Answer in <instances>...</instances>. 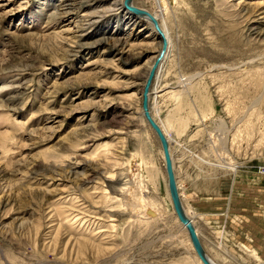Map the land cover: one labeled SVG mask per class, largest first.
I'll return each instance as SVG.
<instances>
[{"label": "rangeland", "instance_id": "374dc122", "mask_svg": "<svg viewBox=\"0 0 264 264\" xmlns=\"http://www.w3.org/2000/svg\"><path fill=\"white\" fill-rule=\"evenodd\" d=\"M168 2L134 0L171 38L150 109L179 190L216 263L264 264V0ZM152 30L123 0H0V264H199L142 117Z\"/></svg>", "mask_w": 264, "mask_h": 264}, {"label": "water", "instance_id": "95a60500", "mask_svg": "<svg viewBox=\"0 0 264 264\" xmlns=\"http://www.w3.org/2000/svg\"><path fill=\"white\" fill-rule=\"evenodd\" d=\"M133 0H124V5L125 7L132 12L133 15L136 17H149L151 21L153 22L157 32L159 35L163 37V48L161 52L159 53L157 59L155 60V63L153 64V67L151 68L145 84L143 86V91H142V108H143V115L146 119V121L149 123V125L152 127V129L155 131L161 147L163 149L164 153V159H165V169L167 173V178H168V188H169V193L171 196L172 200V205L175 210V213L179 219V221L185 226V228L188 231L189 238L191 240V243L195 249L196 254L200 258L203 264H215L207 255V251L201 241V238L199 237L196 227L191 220V218L188 216L183 201L181 199L180 193H179V188L177 184V178H176V173L174 169V164H173V158L172 154L170 151V144L169 140L164 133L163 129L159 125V123L156 121V119L153 117L151 110H150V89L153 84V80L156 74V70L159 67V64L161 63V60L167 50V41L164 37V34L161 30V27L159 25L158 20L155 18V16L138 6H135L132 4Z\"/></svg>", "mask_w": 264, "mask_h": 264}, {"label": "bare ground", "instance_id": "6f19581e", "mask_svg": "<svg viewBox=\"0 0 264 264\" xmlns=\"http://www.w3.org/2000/svg\"><path fill=\"white\" fill-rule=\"evenodd\" d=\"M155 1H157L158 2V5H159V8H161V9H164V11L166 10V8L168 9V6H169V2H168V0H155ZM132 4L133 5H135L134 4V0L132 1ZM123 7L128 11V9L125 7V5H124V0H123ZM146 10V9H145ZM147 11H149V10H147ZM150 12V11H149ZM153 14V13H152ZM154 16H155V14H153ZM136 17V16H135ZM137 18H139V19H141V20H143L144 22H146V23H148V24H150L151 26H152V28H153V30H152V33H151V37L152 36H154V32L156 33V36L159 38V40H160V45H161V49H160V51H159V53L161 52V50H162V48H163V37L161 36V35H159V33L157 32V30H156V28H155V26H154V24H153V22L151 21V19L149 18V17H137ZM155 18L158 20V18H157V16H155ZM158 22H159V20H158ZM159 25H160V27H161V30H162V32H163V34H164V37H165V39H166V41H167V50H166V52H165V54H164V56H163V58H162V60H161V63L159 64V67L167 60V57H168V55H169V51H170V49H171V38H170V35H169V32L166 30V29H163V27L161 26V24H160V22H159ZM154 31V32H153ZM116 43H117V46L116 47H120L121 49H125L126 47H128V46H130V47H132V44L130 45V39L129 38H126V40L123 42V40H121V39H118V40H116ZM146 45H148V44H146ZM143 46H145V45H143ZM130 49V48H129ZM129 49H127V50H129ZM144 50H145V48L144 47H140L139 48V54H143V52H144ZM128 52V51H127ZM118 53H120V52H118ZM122 53H125V52H122ZM137 54H138V52H137ZM159 55V54H158ZM158 55L157 56H155V57H153L152 59H149L148 61H147V66L144 68V72L146 73V78H147V76H148V74H149V72H150V70H151V68L153 67V64L155 63V60L157 59V57H158ZM159 67L157 68V70H156V74H155V76L157 75V72H158V70H159ZM161 68V67H160ZM144 73V74H145ZM136 77H137V75H136ZM155 78V77H154ZM149 96L151 97V89H150V94H149ZM149 104H150V102H149ZM151 110V109H150ZM151 113H152V111H151ZM152 115H153V113H152ZM142 117H143V119H144V121L149 125V123L146 121V119H145V117H144V115H143V108H142ZM153 117H154V115H153ZM155 118V117H154ZM156 119V118H155ZM157 121V120H156ZM158 122V121H157ZM159 123V122H158ZM159 125L161 126V128L163 129V127H162V125L159 123ZM150 126V125H149ZM151 127V126H150ZM151 129H152V127H151ZM153 130V129H152ZM154 131V130H153ZM163 131H164V133L166 134V136H167V138H168V140H169V144H170V151H171V154H172V158H173V164H174V169H175V163H174V157H173V150H172V146H171V140H170V138L168 137V135H167V133H166V131L163 129ZM155 132V131H154ZM156 134V133H155ZM157 136V135H156ZM162 151H163V149H162ZM163 156H164V153H163ZM164 163H165V160H164ZM177 178V177H176ZM168 181V180H167ZM168 183V182H167ZM177 184H178V182H177ZM178 188H179V185H178ZM168 191H169V188H168ZM179 193H180V196H181V199H182V201H183V204H184V207H185V210H186V212H187V214H188V216L191 218V220L193 221V223H194V225H195V227H196V230H197V233H198V235H199V237L201 238V234H200V231H199V229H198V226L196 225V222H195V220H194V213L192 212V210L191 209H189L188 207H186L185 206V203H184V197H183V194L180 192V190H179ZM169 195H170V193H169ZM170 199H171V196H170ZM171 203H172V200H171ZM174 212H175V210H174ZM175 215H176V213H175ZM176 217H177V215H176ZM177 219H178V217H177ZM178 221H179V219H178ZM179 223H180V225H181V227H182V229L187 233V235H188V231H187V229L185 228V226L179 221ZM188 238H189V235H188ZM189 240H190V238H189ZM201 241H202V239H201ZM190 242H191V240H190ZM203 243V242H202ZM193 246V245H192ZM194 248V247H193ZM195 250V249H194ZM196 253V252H195ZM208 253V252H207ZM208 256H209V258L215 263V264H218V263H216L211 257H210V255L209 254H207ZM196 257H197V263H199V264H203L202 263V261L200 260V258L198 257V255L196 254Z\"/></svg>", "mask_w": 264, "mask_h": 264}, {"label": "built area", "instance_id": "2783aa9c", "mask_svg": "<svg viewBox=\"0 0 264 264\" xmlns=\"http://www.w3.org/2000/svg\"><path fill=\"white\" fill-rule=\"evenodd\" d=\"M260 173L263 175L264 177V166L260 167Z\"/></svg>", "mask_w": 264, "mask_h": 264}]
</instances>
